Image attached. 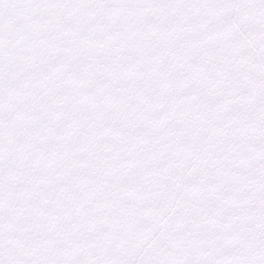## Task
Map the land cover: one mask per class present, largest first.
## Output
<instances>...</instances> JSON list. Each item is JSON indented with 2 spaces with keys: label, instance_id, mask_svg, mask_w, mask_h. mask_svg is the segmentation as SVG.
I'll list each match as a JSON object with an SVG mask.
<instances>
[{
  "label": "snow or ice",
  "instance_id": "1",
  "mask_svg": "<svg viewBox=\"0 0 264 264\" xmlns=\"http://www.w3.org/2000/svg\"><path fill=\"white\" fill-rule=\"evenodd\" d=\"M0 264H264V0H0Z\"/></svg>",
  "mask_w": 264,
  "mask_h": 264
}]
</instances>
